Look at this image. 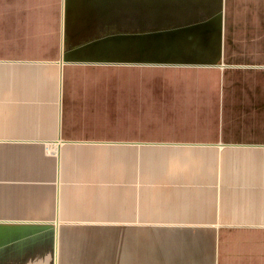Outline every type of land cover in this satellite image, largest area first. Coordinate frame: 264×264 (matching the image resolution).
Wrapping results in <instances>:
<instances>
[{
    "label": "crops",
    "instance_id": "1",
    "mask_svg": "<svg viewBox=\"0 0 264 264\" xmlns=\"http://www.w3.org/2000/svg\"><path fill=\"white\" fill-rule=\"evenodd\" d=\"M0 264H264V0H0Z\"/></svg>",
    "mask_w": 264,
    "mask_h": 264
}]
</instances>
